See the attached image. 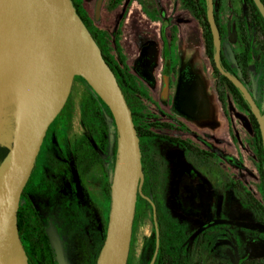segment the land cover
Masks as SVG:
<instances>
[{
  "label": "rangeland",
  "instance_id": "1",
  "mask_svg": "<svg viewBox=\"0 0 264 264\" xmlns=\"http://www.w3.org/2000/svg\"><path fill=\"white\" fill-rule=\"evenodd\" d=\"M83 1L85 11L94 19L98 0ZM227 6L229 14L226 20L223 15L224 26L228 33L224 41V52L229 64L236 67L234 54L240 52L241 44L237 40L235 22L242 10V3L241 0H229ZM168 16H172V22L179 24V28L183 29L188 48L193 49L198 46L197 52H200L204 72H207L209 67L208 62L202 56L201 30L184 13L179 0H125L116 12L113 8L109 12H101L103 22L98 26L111 36L110 54L118 62L120 59L114 38L116 31L120 32L119 44L125 57L129 60H126V64L134 71L142 42L157 40V35ZM194 31L195 35H193ZM193 36H195V40ZM254 37V62L258 69L252 77L251 89L264 108V70L259 58V39L258 36ZM161 65L159 63L157 69H160ZM238 74L241 76L239 71ZM138 77L140 78V89L153 98L144 100L149 120L164 122L167 118L164 116L163 110L165 111L167 108L160 101L161 84L151 86L147 80L146 82L140 76ZM91 96V89L81 79H74L61 118L51 127L49 138L41 148L34 169H38L42 163L43 177L46 182L52 181L62 169L70 170L73 176L74 197L83 211L88 213L90 202L93 200L107 213L108 204L106 198L103 197L102 190V172L96 168L88 178L85 177L86 187H84L79 177L74 150L75 143L87 136V131L82 124V105L88 102ZM212 98L216 110V122L213 125L216 127L212 128V132L199 128L200 130H196L195 138L199 136L212 146L214 152L217 153V159L204 165L197 162L202 170L198 169L194 163L189 162V160L195 162L196 160L188 154L184 156L177 147H173L161 139H153L144 143V159L148 167L151 165L156 168L154 193L155 198L159 201H155L159 216L162 217L163 214H166L165 217H175L178 223L185 222L184 227L189 241L194 242L190 249L188 264H238L244 258L258 259L262 258L260 256H264V239L256 235L258 230L264 231V227L239 201L233 186L228 185L235 179L227 170L231 171L236 179L240 180L255 197L261 200L257 190L259 172L256 164L253 130L246 112L230 96H227L228 119L224 117L217 102V94L213 91ZM18 110L19 100L12 95L8 100V105L4 108L2 118L4 132L12 139V142L6 145L0 144L9 150L13 147L16 134ZM105 115L111 122L106 112ZM181 115L187 119L190 118L183 113ZM228 122L231 124L236 145L231 141L228 133ZM60 125H63V136L59 134ZM163 133L170 136H187L186 133L178 130ZM189 136L193 137L191 133ZM63 137H65L64 141H62ZM112 146L111 135L106 137L100 145L104 158H110ZM80 155L85 159L90 156V153L83 149ZM116 167L117 162L115 168H111L109 173L112 187H115L116 183ZM147 194L151 197L150 191H147ZM139 207L141 209L132 239L129 254L130 263L128 261V264H149L153 255L152 214L149 208L141 206L140 203L138 209ZM95 215V218H89L91 234L85 229L83 222L85 218L80 222L78 217H74L72 233L69 235L72 236L68 240V248L65 247L66 264H93L92 239L96 237L100 227V219L97 214ZM209 226H213L212 229H215L216 232L214 242H210L211 245H209L210 243L204 244L201 236L203 231L210 228Z\"/></svg>",
  "mask_w": 264,
  "mask_h": 264
},
{
  "label": "water",
  "instance_id": "2",
  "mask_svg": "<svg viewBox=\"0 0 264 264\" xmlns=\"http://www.w3.org/2000/svg\"><path fill=\"white\" fill-rule=\"evenodd\" d=\"M253 1L264 18L262 0ZM100 4L101 0L97 16ZM207 8L216 48L215 66L241 91L259 124L264 147V114L243 82L222 67V40L214 0H207ZM9 39L15 41L22 53L27 75L13 147L0 165V264H29L18 230L20 200L48 130L67 103L75 77L84 79L108 106L119 136L109 224L97 264H128L144 175L137 129L115 74L82 25L71 0H0V75L3 50ZM164 79L167 91L168 69ZM179 91L185 90L180 88ZM200 92L203 95L202 88ZM192 102L197 103L194 99ZM206 102L204 99L201 103ZM211 102L215 108L213 98ZM197 107L193 113L205 111ZM54 247L58 264H65L60 249Z\"/></svg>",
  "mask_w": 264,
  "mask_h": 264
},
{
  "label": "flooded vegetation",
  "instance_id": "3",
  "mask_svg": "<svg viewBox=\"0 0 264 264\" xmlns=\"http://www.w3.org/2000/svg\"><path fill=\"white\" fill-rule=\"evenodd\" d=\"M99 1L100 0L97 1L95 7L94 19H92L89 16V14L85 11L83 7L84 4L83 0H81L82 11L88 16L89 20L92 22V25L95 27V29L100 30L102 33L106 34V39H108V41L111 42V36L105 33L98 26L103 22V18H101V12H109V10L112 8L116 12V10L125 0H101L99 15L97 16L96 9ZM216 1H220V0H216ZM221 1H222L221 2L222 3L221 8H222L223 0ZM180 4L182 9L184 10V13H186L189 16L192 22L198 25L197 21L193 19L184 9L181 1ZM214 4H215V0H214ZM215 10H216V4H215ZM151 20L153 22V18ZM172 21H173L172 16L166 17L165 24H163V27L161 28V30L157 35L158 41L152 39L147 41L145 40L142 42L138 53L136 70L135 69L134 71L132 70V73L137 77V79H140L138 77L140 76L143 80L145 81L147 80L151 86H153L154 84L155 86L161 84L160 86L162 87L160 92V101L164 104V107L167 108V110L165 111L163 110L164 116L167 119L164 122H158L157 120H153V122L150 121V123H147L148 125L146 124L147 127H150V131L156 135L164 136L167 138H177L181 141V143L190 145L194 150H198V153L202 152L201 155H199L196 154L197 152L194 150L188 151L184 149L183 144L182 145L174 144L168 140H164L168 142L169 145L173 147H177L179 151L184 154V156L186 154L191 156L192 159L196 160V162L190 160L189 162L194 163L198 169H201L199 168L197 162L204 165L207 164V162H212V160L217 159L218 157L217 153L214 152V150L212 149V146H210L203 138L199 136L195 138L199 128L200 129L202 128L203 130L208 129V132H212V128L214 129L216 127L215 125H213L216 122V112L213 115L212 112L209 113V109H208L209 105L211 107L210 100L212 98V91L216 93L215 80H214L215 78L213 74L214 72L212 70L209 60L205 55L203 40H202V48H203L202 56L208 62V67H209L207 72L205 71L206 74L204 72V66L202 65L201 62V57H200L201 54L199 51L197 52L198 46L197 47L195 46L196 48L189 49L188 43L185 40V35L183 34V29L182 28L180 29L179 24L174 23ZM235 27H236V23H235ZM120 35H121L120 32H118L117 30L114 38L116 50L118 51L120 61L121 58L128 60V58L125 57L122 51L121 45L119 44ZM193 35H195V31ZM227 35L228 33L227 34L225 33V37L222 42V50H224V41ZM193 37L195 40V36ZM201 38H202V33H201ZM221 40H222V36H221ZM159 63H161L162 65L160 69H157V65ZM166 69H168L167 91H165V79H164ZM203 84L206 85L207 87L204 86L203 88L202 87ZM180 88L185 91L180 93L179 91ZM201 88L205 90V92L203 91L205 95H200ZM145 93L148 95V100L153 99L152 96H150L147 92ZM179 93L180 95H178ZM193 99L196 100L197 103L192 102ZM204 99L207 101L205 104L201 103L202 100ZM153 105L156 106L157 104H153ZM196 106H198L197 110H202L203 107L205 111L202 110L200 113H193L192 110H195ZM144 107L146 108V106ZM227 110H228V106H227ZM180 113L181 114L183 113L186 116H190L191 119L190 118L187 119V117L181 115ZM222 113L224 117L228 119L223 111ZM193 115H195L196 118L193 117ZM184 121L187 122L184 123ZM193 121L195 122L193 123ZM56 122L57 119L54 121V123ZM54 123L52 125H54ZM193 125L196 126L194 127ZM229 125H231L230 122L227 123L228 133H229ZM172 130H178L179 132L186 133L187 136L184 137L170 136L163 133L165 131H172ZM190 133L191 135H193V137L189 136ZM84 138L78 141L77 143H75L74 150L77 157L76 162H77V169L79 171V177L82 181V185L86 187L85 177L88 178V176H85L83 171L85 170L84 169L85 164L89 160L90 156L84 159L82 158V155H80L81 151L80 153L77 151L79 148L77 144L82 143ZM63 139L65 140V137H63ZM153 139H157V138H151L150 140ZM47 140H44L42 147L44 146ZM231 141L233 142L232 137H231ZM84 150H86L89 153V149L87 147H85ZM80 159L82 160L81 166H79ZM41 164L42 163H40L38 169L33 170V173L22 193L20 200L19 210L21 215L20 218L22 221V228H21L22 245L29 253L30 252L32 253V250H34L37 251V254H39L40 256L41 251L44 250L43 247L44 245L42 240L47 239L49 241L51 257L49 258L43 257L41 260L37 258L38 256L36 258L32 257L33 259L32 261L35 264H58L56 248L54 247L57 246L62 253L64 263L66 264L65 247L68 248V244H69L68 240L72 236L69 235L72 233L74 217H78L80 222L83 221L82 220L83 218H85V220L83 221L85 224V229L90 232L91 227H90L89 218H95L96 217L95 214H97V217L100 219V227L98 228L96 237L92 239L91 257L93 263V257L95 255V252L105 238L106 210L101 208L99 204L94 203L92 200L90 202V207L88 208V213L84 212L83 209L78 205L77 199L74 197L75 193L73 189V183H72L73 176L71 174V171L66 168L64 170L62 169L61 172H58L54 176V179L52 181L46 182L44 181V177H43L44 169H42L43 167H41ZM155 169L156 168L151 167V165L149 167L147 166V170L149 171V173L151 174L152 172L151 175L154 176L153 178L154 180L147 186L146 189L148 192L150 191L151 197L149 196V194H147V191H146L147 195L146 196L143 195V186H144V182H143L142 193L138 195L132 239L136 228L139 212L141 209V207H139L138 209V205L140 203L139 197L142 196L150 204L149 207L144 203H140L141 206H145L150 209L152 214L153 229H154L153 255L149 264H155L159 256L160 226L158 219L161 218H162L161 220L162 226L163 223H167L170 225L173 232L179 231L178 236H176V239H178V243L176 240L177 245L175 243L172 246L171 250L173 253H178V256L182 264H188L190 261V249L194 242L192 243V241H189V237L184 227L185 222L178 223L175 217L167 218L165 217L166 214H163L162 217L159 216L158 208L155 203V201L157 202L159 201L155 198V193H154L155 178H156ZM227 171L231 175V177H233L236 180L232 172L229 170ZM233 183L228 185L231 187L233 186ZM102 190L104 194L103 197L106 198L104 189ZM154 210H156V215H157L156 221L154 218V214H155ZM209 227L210 230L209 229L205 230L201 234L204 244L206 243L209 244L210 242L213 243L215 240L214 239V235H216V232L214 231L215 229L214 230L212 229L213 226H209ZM91 233L92 232H90V234ZM209 245H211V243ZM260 257L263 258L264 256H260ZM247 260H256V259L244 258L238 264H241L242 262Z\"/></svg>",
  "mask_w": 264,
  "mask_h": 264
},
{
  "label": "trees",
  "instance_id": "4",
  "mask_svg": "<svg viewBox=\"0 0 264 264\" xmlns=\"http://www.w3.org/2000/svg\"><path fill=\"white\" fill-rule=\"evenodd\" d=\"M182 6L187 11V13L197 21L201 33L202 40L205 48V55L209 60L215 80V89L217 94V100L220 105V108L224 114L228 117L227 113V96H230L235 103L241 107L247 114L250 121L252 130H253V142L255 146V154L257 158V168L259 172V185L257 190L260 195V199L255 197V195L245 186L240 180H235L233 183L235 193L239 201L247 208L253 215L258 223L264 227V147L262 136L260 132L259 124L252 114L251 109L248 103L245 101L242 93L238 90L232 82H230L226 77H224L216 68L214 63V55L216 53V48L213 42L212 32L207 19V0H180ZM73 8L80 19L82 25L88 31L98 48L100 49L102 56L108 66L111 68L115 74L117 81L125 95L127 104L132 112L133 120L135 127L137 129V134L139 138V144L142 154V164H143V175H144V186H143V195L146 196L147 186L154 180V176L149 173L147 170V163L144 159V143L151 138H157L161 140H168L171 143L182 145L181 141L177 138H167L164 136L156 135L150 131V127H147V123H150L149 115L146 112L144 107V100L148 99V95L142 91L139 87V79L132 73L130 67L126 64V60L121 58L120 62H117L111 55L110 42L106 39V34L102 33L100 30H96L92 25V22L89 20L88 16L82 11L81 0H71ZM222 1H216V10H215V19L217 26L220 29L222 36V42L225 37V32L222 30L220 25V8ZM264 4V0H262ZM242 10L240 14L236 17V29H237V40L241 44V50L239 53L234 54V59L236 61V67H233L226 60L224 55V50H222L221 56V65L227 73L234 75L239 78L245 87L251 92L257 106L260 108L261 113L264 114V108L260 105L258 99L251 89L252 77L254 76L255 71L258 67L255 64L254 60V36H258L259 39V49L261 59V67L264 70V18L262 17L260 11L258 10L256 4L253 0H241ZM119 48V47H118ZM240 72L241 76L238 74ZM75 79H81L92 91V96L88 102H85L82 105V124L87 131V137L84 138L82 143L77 144L78 152L82 151L85 147L89 149L90 157L86 162L84 167V175L90 176L93 171L97 168L102 172L103 176V189L106 196L108 211L106 213V222H105V238L101 242L100 246L95 252L93 257V264H97V260L100 254V251L104 245L106 239V233L109 224V214H110V205L112 198V182L109 176L111 168H115L118 156V131L112 116L111 111L108 106L101 100L99 96L92 90V88L87 84V82L80 78L75 77ZM107 116L111 119V122L106 118ZM62 114V112H61ZM61 114L57 117V121L60 120ZM147 124V125H146ZM53 126V125H52ZM51 126V127H52ZM45 137V140L49 137L50 129ZM229 133L232 137L233 143L236 145V139L233 134L231 125H229ZM59 134L63 136V125L59 126ZM112 135L113 146L111 151L110 158H104L100 145L105 140V138ZM64 140V139H62ZM184 149L193 151L194 149L187 144H183ZM198 153V150H194ZM9 153V149L0 145V165L5 160ZM82 165V160H79V166ZM139 202L144 203L150 207L149 202L143 198L139 197ZM20 210L18 211V230L19 236L22 240V221H21ZM161 219H158L160 226V249L159 256L155 264H182L178 253H173L171 248L176 243H178V232H173L170 225L163 223ZM256 235L264 239V231L258 230ZM44 250L41 251V254H37V251L32 250V253L28 252L25 247V253L29 260V264H35L32 260V257H37L41 260L43 257H51L49 241L43 239ZM22 242V241H21ZM176 243V245H177ZM175 245V246H176ZM264 263V257L258 258L256 260H247L241 264H261Z\"/></svg>",
  "mask_w": 264,
  "mask_h": 264
},
{
  "label": "bare ground",
  "instance_id": "5",
  "mask_svg": "<svg viewBox=\"0 0 264 264\" xmlns=\"http://www.w3.org/2000/svg\"><path fill=\"white\" fill-rule=\"evenodd\" d=\"M27 70L24 63V57L17 47L15 41L9 39L6 41V47L3 50V68L0 75V144L6 145L12 142V139L5 134L3 128L4 108L8 105L10 96L14 95L19 100V110L17 111V120L20 117V106L25 99ZM120 177H118L119 183Z\"/></svg>",
  "mask_w": 264,
  "mask_h": 264
},
{
  "label": "crops",
  "instance_id": "6",
  "mask_svg": "<svg viewBox=\"0 0 264 264\" xmlns=\"http://www.w3.org/2000/svg\"><path fill=\"white\" fill-rule=\"evenodd\" d=\"M228 2H229V0H223V5H222V8H221V10H220V25H221V28H222V30L227 34V29L225 28V26H224V19L226 20V18H227V15L229 14L228 12L229 11H227V4H228ZM223 15H224V19H223ZM225 53V52H224ZM226 56V55H225ZM204 86H206V85H202V87L204 88ZM207 87V86H206ZM202 91H204L205 92V90H203L202 89ZM204 92H203V95H205L204 94ZM212 101V98H211V100H210V102ZM218 102V101H217ZM211 107H212V102H211ZM210 107V105H209V113H211L212 112V114L214 115L215 114V108L214 107H212L211 108Z\"/></svg>",
  "mask_w": 264,
  "mask_h": 264
}]
</instances>
